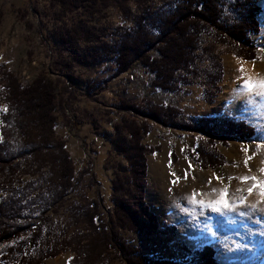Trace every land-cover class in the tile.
Listing matches in <instances>:
<instances>
[{
    "label": "rangeland",
    "instance_id": "374dc122",
    "mask_svg": "<svg viewBox=\"0 0 264 264\" xmlns=\"http://www.w3.org/2000/svg\"><path fill=\"white\" fill-rule=\"evenodd\" d=\"M180 1L0 0V143L22 142L12 127L11 80L26 88L44 76L55 89L56 140L65 143L74 166L72 185L61 197L53 192L50 161H12L19 167L5 171L6 186L26 195L17 223L33 221L37 236L0 246V254L27 242L23 254L30 264L53 250L59 251L41 264H186L210 246L217 264H264V197L253 187L264 182V0H223L219 7L223 27L240 24L254 5L261 9L254 14L260 32L248 36L253 59L244 57L250 46L201 24L196 34L188 28L156 41L170 28L168 16ZM159 48L184 67L170 74L171 82L165 67L159 82L146 65L148 57L158 60ZM119 66L126 70L118 72ZM246 81L257 87L249 91ZM200 118L213 119L209 130L191 129ZM229 121L245 122L255 136L225 139ZM129 126L141 130L144 207L155 216L153 224L146 211L139 213L142 229L121 228L116 215L118 203L133 196ZM49 151L58 153L52 146ZM188 236L192 250L185 245Z\"/></svg>",
    "mask_w": 264,
    "mask_h": 264
},
{
    "label": "trees",
    "instance_id": "16d2710c",
    "mask_svg": "<svg viewBox=\"0 0 264 264\" xmlns=\"http://www.w3.org/2000/svg\"><path fill=\"white\" fill-rule=\"evenodd\" d=\"M85 2H96V0H80ZM252 4V0H249ZM223 0H181L180 4L175 6L173 12L168 16V23L170 28L162 30V34L156 36V41L167 39L169 35L178 34L182 30H189V34H196L198 32V24L204 25L216 31H224L226 35L236 44L242 43L248 47L244 50L245 58L253 59L256 48L253 43L249 40L250 35H257L260 32V24L256 20V14H260L261 9L253 6L249 10V15L242 20L238 25L225 26L221 23L222 10L221 7ZM255 14V15H254ZM1 23V18H0ZM230 30H229V29ZM234 30V34H228V32ZM237 31V32H236ZM190 34V35H191ZM249 36V37H248ZM158 43V42H157ZM160 46L165 45L164 41L158 43ZM193 47L191 52H194ZM158 60L156 58L148 57L146 65L149 66L150 71L155 74L156 79L159 82H163L162 74L163 69L168 70V82H171V75L175 76L176 71L184 69L183 66L174 65V61L170 58L162 48L156 50ZM192 54V53H191ZM242 54V53H241ZM247 55V56H246ZM249 59V60H250ZM161 61V62H160ZM162 63V66L159 65ZM166 66H168L166 68ZM123 68V69H122ZM126 69L119 66L117 71L122 73ZM170 71V73H169ZM171 74V75H170ZM171 78H170V77ZM12 79V78H9ZM9 81V80H8ZM11 88L8 93L10 101V111L15 116L13 119V129L17 131L22 139L19 147L13 146L8 143L7 140L4 143H0V193L6 192V198L0 202V246L8 247L11 242L20 241L22 236L30 233L33 238L37 236V233L32 228V222L24 225H19L17 221L22 216L24 206H21L25 200V193L19 194L15 188L11 185H7L9 181L6 180V170H13L19 167L12 166V161L18 160L22 157L28 158L33 157L36 162L41 164L46 160L50 161L53 165L52 173L55 177V183L52 185L53 192L56 195L64 196L65 192L71 187L72 180L74 178V166L70 159L68 152L65 150V143L56 140L54 133V124L56 118L52 115L55 109V89L45 79L44 76H39L29 87H22L15 80H11ZM155 86L170 90L169 87L162 88L158 81H155ZM159 85V86H158ZM10 87V86H9ZM149 117V116H148ZM150 118L160 121L154 114L150 115ZM213 119L200 118L198 125L191 127L193 130L205 131L209 130L210 124ZM160 123V122H159ZM163 123V122H162ZM225 139L238 137L241 140H249L255 136V130L253 127L247 125L245 122H227L224 126ZM129 133L132 136L131 150L134 154L130 159V175H131V187L133 189V196H131L127 203H118L116 207V215L118 225L121 228H129L130 226L138 227L142 229L144 223L141 222L138 217L139 213L146 211L152 218L151 221L154 224V215L147 211V207H144L145 201V188H146V173L147 165L144 153L146 148L141 146V130L135 127L129 126ZM147 129V128H145ZM143 133L145 130H142ZM53 147L58 150L57 155L52 154L49 149ZM12 150L15 152L12 153ZM128 152V151H127ZM43 175H41L40 183L42 184ZM43 183L42 185H44ZM29 188V189H28ZM27 191L31 190L32 187L28 186ZM43 196V195H42ZM19 197V198H18ZM80 210V209H79ZM78 210V211H79ZM82 210V209H81ZM84 215L83 212L81 216ZM85 215H87L85 213ZM96 220L94 215H89V221L91 224ZM34 222H36L34 220ZM94 225V224H93ZM97 228V227H96ZM170 229H174V226H169ZM32 238V239H33ZM30 238V244L35 245L36 242ZM14 243V244H15ZM78 245V244H77ZM20 246L23 248L28 247L27 242H22ZM19 246V247H20ZM68 246L72 247V243ZM23 248L9 247L6 250H2L0 254V264H7V261H13L12 264H30L29 258L23 254ZM59 250H53L48 252L42 259L39 260L38 264H41L43 260L53 257L58 253ZM78 250L74 248L76 253ZM19 255L22 258H18ZM215 252L212 247L206 246L201 251H196L193 256L189 259L186 264H217L214 259ZM31 259V258H30ZM76 259H73L69 264L76 263ZM154 264H184L180 262L165 261L158 259L154 261Z\"/></svg>",
    "mask_w": 264,
    "mask_h": 264
},
{
    "label": "snow or ice",
    "instance_id": "6c2138e0",
    "mask_svg": "<svg viewBox=\"0 0 264 264\" xmlns=\"http://www.w3.org/2000/svg\"><path fill=\"white\" fill-rule=\"evenodd\" d=\"M245 87L249 90V91H251L254 87H257V85H254L251 81H249V82H247L246 84H245ZM259 87L261 88V89H264V82H262L260 85H259ZM261 95H264V91H261V93H260ZM262 171H264V169H262ZM244 179H247V177H245ZM252 179H255V177H253ZM254 188L255 187H260L261 188V195H262V197H264V182H259L257 185H254L253 186ZM250 193L253 191V189H249L248 190ZM201 204H203V201H201L200 202ZM218 204H222L223 205V207H228V203H227V201H225V200H221V201H218L217 202ZM207 207H211L212 209H213V211H220L221 209H220V207L219 206H217V205H215V204H209V205H207ZM253 207H255L254 205H253Z\"/></svg>",
    "mask_w": 264,
    "mask_h": 264
},
{
    "label": "bare ground",
    "instance_id": "6f19581e",
    "mask_svg": "<svg viewBox=\"0 0 264 264\" xmlns=\"http://www.w3.org/2000/svg\"><path fill=\"white\" fill-rule=\"evenodd\" d=\"M261 225H262V224H261ZM263 226H264V225H263ZM262 231H264V228H263ZM181 233H184V234H185L184 231H182ZM185 245H186L188 248H190L191 250L195 248V244H193V239H192L191 236H188V238L186 237Z\"/></svg>",
    "mask_w": 264,
    "mask_h": 264
},
{
    "label": "crops",
    "instance_id": "0c3cea01",
    "mask_svg": "<svg viewBox=\"0 0 264 264\" xmlns=\"http://www.w3.org/2000/svg\"><path fill=\"white\" fill-rule=\"evenodd\" d=\"M242 67L243 68H245V69H247V70H251V68L249 67V66H247V65H242ZM254 76V75H253ZM248 81H246V83H247ZM264 99V97L261 99V100H263ZM238 113V112H237ZM237 115V114H236ZM238 119V118H237ZM242 120V118H240V120L238 119L237 121H241ZM243 121H246L247 123H249V121H248V119H246V118H243Z\"/></svg>",
    "mask_w": 264,
    "mask_h": 264
}]
</instances>
